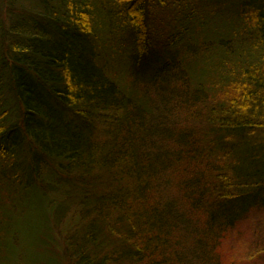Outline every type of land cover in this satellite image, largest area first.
Wrapping results in <instances>:
<instances>
[{"label":"trees","instance_id":"obj_1","mask_svg":"<svg viewBox=\"0 0 264 264\" xmlns=\"http://www.w3.org/2000/svg\"><path fill=\"white\" fill-rule=\"evenodd\" d=\"M2 10L0 264H223L264 208V0Z\"/></svg>","mask_w":264,"mask_h":264},{"label":"rangeland","instance_id":"obj_2","mask_svg":"<svg viewBox=\"0 0 264 264\" xmlns=\"http://www.w3.org/2000/svg\"><path fill=\"white\" fill-rule=\"evenodd\" d=\"M222 251L223 264H264V208L253 210L229 231Z\"/></svg>","mask_w":264,"mask_h":264}]
</instances>
